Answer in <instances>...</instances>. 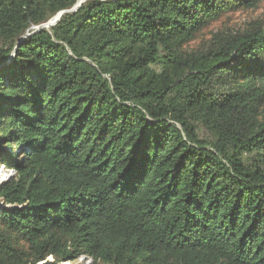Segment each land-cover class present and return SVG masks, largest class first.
<instances>
[{"label":"trees","instance_id":"obj_1","mask_svg":"<svg viewBox=\"0 0 264 264\" xmlns=\"http://www.w3.org/2000/svg\"><path fill=\"white\" fill-rule=\"evenodd\" d=\"M80 1L0 0V264H264V0Z\"/></svg>","mask_w":264,"mask_h":264},{"label":"rangeland","instance_id":"obj_2","mask_svg":"<svg viewBox=\"0 0 264 264\" xmlns=\"http://www.w3.org/2000/svg\"><path fill=\"white\" fill-rule=\"evenodd\" d=\"M264 19V2L261 3L257 8L249 11H239L232 13L225 17L220 23L213 24L210 26L208 30L205 31V34H207L210 30H216L219 28L227 27V28H236V29H243L247 24L254 23L258 20ZM51 24V23H49ZM49 24L43 25V28H47L50 26ZM14 173L12 171L7 170L3 166L0 167V183L1 181H8ZM1 205V204H0ZM79 259L84 262V264H91V260L89 258L85 257H79L76 261L70 262V263H59V264H78ZM51 259L45 260L43 263L46 264H52ZM42 263V262H41ZM39 263V264H41ZM80 264V263H79Z\"/></svg>","mask_w":264,"mask_h":264},{"label":"water","instance_id":"obj_3","mask_svg":"<svg viewBox=\"0 0 264 264\" xmlns=\"http://www.w3.org/2000/svg\"><path fill=\"white\" fill-rule=\"evenodd\" d=\"M83 1H84V0H81V1L78 3V5H79L80 3H82ZM78 5L75 7V9L78 7ZM60 15H61V14H60ZM60 15H59V16H60ZM59 16H58L55 20H53L52 22H50L51 24H49V23H48V24H49V25H52V24H53V23L59 18ZM41 28H43V27H42V26L37 27L36 30H39V29H41ZM3 183H5V181H4V182L1 181L0 185L3 184ZM41 264H46V263H43V262H42Z\"/></svg>","mask_w":264,"mask_h":264},{"label":"bare ground","instance_id":"obj_4","mask_svg":"<svg viewBox=\"0 0 264 264\" xmlns=\"http://www.w3.org/2000/svg\"><path fill=\"white\" fill-rule=\"evenodd\" d=\"M79 263H80V264H84V262H82V260H80V259H79ZM79 263H78V264H79ZM85 264H86V263H85Z\"/></svg>","mask_w":264,"mask_h":264}]
</instances>
